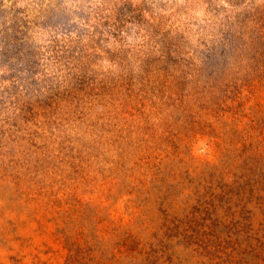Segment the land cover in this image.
Here are the masks:
<instances>
[{"label":"trees","instance_id":"1","mask_svg":"<svg viewBox=\"0 0 264 264\" xmlns=\"http://www.w3.org/2000/svg\"><path fill=\"white\" fill-rule=\"evenodd\" d=\"M202 1L210 20L196 42L175 26L156 48L175 67L174 124L113 168L107 205L59 210L64 264H264V0ZM36 4L30 14L0 0V138L33 100L83 81L86 50L110 18L101 1L82 28L70 24L39 46L48 14ZM198 139L214 157L192 153Z\"/></svg>","mask_w":264,"mask_h":264},{"label":"rangeland","instance_id":"2","mask_svg":"<svg viewBox=\"0 0 264 264\" xmlns=\"http://www.w3.org/2000/svg\"><path fill=\"white\" fill-rule=\"evenodd\" d=\"M101 1L107 8L102 15L110 18H103L96 42L86 50L83 81L70 92L33 100L0 138V264H64L59 210L107 205L113 168L152 150L153 140L177 117L171 94L175 67L161 63L156 48L175 26L187 29L195 43L197 28L210 17L206 4L126 0L142 16L125 8L124 0H15V5L31 14L42 4L48 15H38L44 24L34 40L44 46L53 34L63 38L70 24L82 28L84 14ZM179 87L184 90L186 83L179 81ZM192 153L214 157L202 139L193 143Z\"/></svg>","mask_w":264,"mask_h":264}]
</instances>
